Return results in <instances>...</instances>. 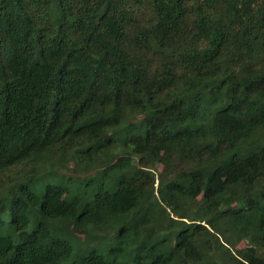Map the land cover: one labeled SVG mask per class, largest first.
<instances>
[{"label": "trees", "instance_id": "1", "mask_svg": "<svg viewBox=\"0 0 264 264\" xmlns=\"http://www.w3.org/2000/svg\"><path fill=\"white\" fill-rule=\"evenodd\" d=\"M0 264H264V0H0Z\"/></svg>", "mask_w": 264, "mask_h": 264}, {"label": "rangeland", "instance_id": "2", "mask_svg": "<svg viewBox=\"0 0 264 264\" xmlns=\"http://www.w3.org/2000/svg\"><path fill=\"white\" fill-rule=\"evenodd\" d=\"M131 120H132V119H131ZM162 153H163V152H162ZM161 168H162V165H161V164L157 165V171H160ZM58 174H59V176H60V175L63 176L64 174H66V172H65V170H61V171H59ZM109 176H110V177H116V174L112 172V173L109 174ZM156 185H157V183L155 182L154 186H156ZM68 197H69V193H66V194L63 196L62 200L65 201V200H67ZM61 225L65 226V227H71L72 222L69 221V220H65V221H62V222H61ZM113 232H114V228H113V227H110V228H108V229L105 231V235L107 236L106 239H105L106 241H108L109 238L113 235ZM73 238H76V239H79V240L83 239L82 236L77 235V234H75ZM243 245H244V243L241 242L238 246L240 247V246H243Z\"/></svg>", "mask_w": 264, "mask_h": 264}]
</instances>
